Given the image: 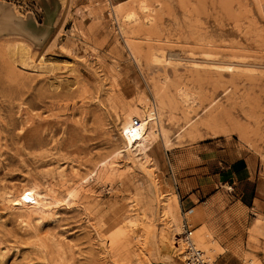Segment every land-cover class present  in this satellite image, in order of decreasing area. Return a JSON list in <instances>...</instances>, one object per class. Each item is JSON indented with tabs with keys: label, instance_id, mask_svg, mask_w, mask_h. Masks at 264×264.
I'll use <instances>...</instances> for the list:
<instances>
[{
	"label": "rangeland",
	"instance_id": "374dc122",
	"mask_svg": "<svg viewBox=\"0 0 264 264\" xmlns=\"http://www.w3.org/2000/svg\"><path fill=\"white\" fill-rule=\"evenodd\" d=\"M188 206L264 264V0H0V264H184Z\"/></svg>",
	"mask_w": 264,
	"mask_h": 264
},
{
	"label": "built area",
	"instance_id": "2783aa9c",
	"mask_svg": "<svg viewBox=\"0 0 264 264\" xmlns=\"http://www.w3.org/2000/svg\"><path fill=\"white\" fill-rule=\"evenodd\" d=\"M141 123V118L134 116L132 124L138 126ZM193 206L185 207L181 210V231L180 237L184 241V264H209L204 252L199 248L192 239L191 232L193 230L192 212Z\"/></svg>",
	"mask_w": 264,
	"mask_h": 264
},
{
	"label": "bare ground",
	"instance_id": "6f19581e",
	"mask_svg": "<svg viewBox=\"0 0 264 264\" xmlns=\"http://www.w3.org/2000/svg\"><path fill=\"white\" fill-rule=\"evenodd\" d=\"M128 14V13H127ZM156 113V107H153V108H149L148 109V115H152L154 116ZM133 121V120H132ZM132 121H131V124L129 123L128 125H126L125 127L123 126L122 127V136L125 137V140L128 141V143L132 144L134 142H136L137 140H139L142 136V124L140 123L138 126H134L132 124ZM22 193V192H21ZM34 191L31 190V189H28V190H24L23 191V197L25 198V200H34ZM17 202L13 201V205H21V201L18 199L16 200ZM192 233V232H191ZM179 240V239H178ZM183 240V239H182ZM184 242V241H183ZM204 246V245H203ZM202 246V247H203ZM206 250L207 248L204 247ZM204 252V251H203ZM205 257L212 263L213 261L209 258V256H207L205 253H204Z\"/></svg>",
	"mask_w": 264,
	"mask_h": 264
},
{
	"label": "crops",
	"instance_id": "0c3cea01",
	"mask_svg": "<svg viewBox=\"0 0 264 264\" xmlns=\"http://www.w3.org/2000/svg\"><path fill=\"white\" fill-rule=\"evenodd\" d=\"M247 180H243V178L241 179V182H240V184H241V188H242V193L243 192H249L250 190V182H249V180H250V178L249 177H247L246 178ZM250 196H249V199H250V201L252 202V203H254V201L256 200V199H258V197L255 195V194H253L252 195V193H251V191H250ZM187 201L189 202V201H191V198H188L187 199Z\"/></svg>",
	"mask_w": 264,
	"mask_h": 264
}]
</instances>
